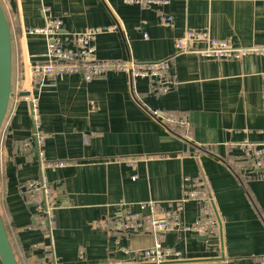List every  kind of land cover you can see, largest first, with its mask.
Returning a JSON list of instances; mask_svg holds the SVG:
<instances>
[{
	"label": "crops",
	"instance_id": "crops-1",
	"mask_svg": "<svg viewBox=\"0 0 264 264\" xmlns=\"http://www.w3.org/2000/svg\"><path fill=\"white\" fill-rule=\"evenodd\" d=\"M12 36V91L0 133V211L19 264H134V253L154 246L150 233H116L95 226L122 204L156 202L178 211L185 224L202 214L183 201L193 179L205 182L216 210L210 235L170 231L164 246L183 260L260 264L264 258V179L244 168L240 143L264 142V53L212 58L193 42L179 53L176 39L205 32L237 47L264 48V0H0ZM171 16L162 24L160 16ZM63 33L106 28L94 41L96 57L138 63L169 61L161 83L123 70L86 82L66 74L40 97L43 144L36 141L28 89L31 65L44 61L47 39L29 34L45 19ZM147 34L146 39L144 35ZM160 83V84H161ZM164 109L188 121L181 128L157 119ZM31 146L24 149L25 141ZM62 162L60 166L55 163ZM45 178L59 205L51 233L41 228L27 184ZM148 211H145L147 213ZM83 252V254H81ZM0 264H2L0 258Z\"/></svg>",
	"mask_w": 264,
	"mask_h": 264
},
{
	"label": "built area",
	"instance_id": "built-area-1",
	"mask_svg": "<svg viewBox=\"0 0 264 264\" xmlns=\"http://www.w3.org/2000/svg\"><path fill=\"white\" fill-rule=\"evenodd\" d=\"M129 4L155 5L168 0H124ZM162 24H169L171 16H160ZM106 28H89L82 33H63V23L59 19L46 17L45 24L41 27H29L27 33L40 34L47 39V51L44 61L37 62L30 67L31 80L25 96L32 107L33 118L36 126V141L38 146L43 144L45 136L39 133L41 128L40 97L49 85H56L58 78L72 73H80L86 82L107 74L112 70H123L134 77L146 78L149 81H158L159 93L170 90L168 83H161V78L169 67V61L138 63L136 61H106L96 57L94 41L99 33ZM144 37L147 39L148 35ZM193 42H203L205 47L197 52L212 58H241L251 52H262L264 48L237 47L226 39L211 38L205 32L194 30L187 31L183 37L176 39V49L179 53L190 50ZM159 80H156L158 79ZM161 83V84H160ZM154 116L160 121L176 128H181L185 137H188V121L179 118L170 111L155 109ZM31 146L30 140L23 144L24 149ZM242 159L248 170L254 176L264 179V142L250 141L240 143ZM64 163L58 162L54 166ZM30 203L35 206L40 225L43 230L51 233L55 224V213L59 205L54 197L52 187L47 179L40 178L29 181L27 184ZM183 201H197L202 205V214L195 222L185 224L178 211L159 213L156 202L139 203L140 210H135L130 204H122L121 210L111 216L95 221V226L119 234L127 232L150 233L156 237L153 247L134 253V264H207L199 261L185 260L181 253L172 247L164 246L161 235L170 231H186L199 235H210L216 230V210L213 207V198L206 184L199 177L193 179L186 190ZM145 211H148L145 213ZM83 254V252H81ZM39 264H48L46 259ZM260 264H264V258Z\"/></svg>",
	"mask_w": 264,
	"mask_h": 264
},
{
	"label": "water",
	"instance_id": "water-1",
	"mask_svg": "<svg viewBox=\"0 0 264 264\" xmlns=\"http://www.w3.org/2000/svg\"><path fill=\"white\" fill-rule=\"evenodd\" d=\"M28 92L23 93L27 95ZM12 91V36L0 1V133L6 119ZM0 258L2 264H19L0 211Z\"/></svg>",
	"mask_w": 264,
	"mask_h": 264
},
{
	"label": "trees",
	"instance_id": "trees-1",
	"mask_svg": "<svg viewBox=\"0 0 264 264\" xmlns=\"http://www.w3.org/2000/svg\"><path fill=\"white\" fill-rule=\"evenodd\" d=\"M6 226V225H5ZM6 229H7V227H6ZM9 235V234H8Z\"/></svg>",
	"mask_w": 264,
	"mask_h": 264
},
{
	"label": "rangeland",
	"instance_id": "rangeland-1",
	"mask_svg": "<svg viewBox=\"0 0 264 264\" xmlns=\"http://www.w3.org/2000/svg\"><path fill=\"white\" fill-rule=\"evenodd\" d=\"M156 89H157V87H156Z\"/></svg>",
	"mask_w": 264,
	"mask_h": 264
}]
</instances>
